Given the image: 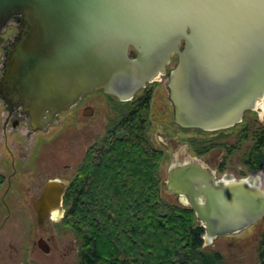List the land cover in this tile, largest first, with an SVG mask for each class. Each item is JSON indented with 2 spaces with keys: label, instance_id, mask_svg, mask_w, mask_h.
Masks as SVG:
<instances>
[{
  "label": "water",
  "instance_id": "95a60500",
  "mask_svg": "<svg viewBox=\"0 0 264 264\" xmlns=\"http://www.w3.org/2000/svg\"><path fill=\"white\" fill-rule=\"evenodd\" d=\"M12 17L22 28L0 94L23 108L36 131L57 126L60 115L99 87L131 98L165 72L173 54L179 64L172 101L184 128H230L264 98V0H0V32ZM166 185L194 210L208 243L264 218L263 184L217 180L185 150ZM63 195L58 181L45 185L36 201L39 226Z\"/></svg>",
  "mask_w": 264,
  "mask_h": 264
},
{
  "label": "flooded vegetation",
  "instance_id": "af4514ba",
  "mask_svg": "<svg viewBox=\"0 0 264 264\" xmlns=\"http://www.w3.org/2000/svg\"><path fill=\"white\" fill-rule=\"evenodd\" d=\"M14 21L17 22V26H12L10 24H13ZM21 28V19L19 17H12L0 32V60L3 62L0 81L7 65L9 49L17 42ZM182 49L183 46H181V50ZM130 57H136V51L133 48L130 49ZM178 64L179 56L173 54L166 65L165 72L159 74L154 80L147 82L140 89L136 90L131 98L127 100H120L119 98L106 93L102 87L82 96L77 105L72 109L79 107L80 113L85 119H98V123L103 131L93 143V146L96 147L95 159L98 162L103 160L102 153L104 152L103 148L106 142L111 141L116 135H127L129 138L135 140H149L154 149L161 154L162 161L164 160V153H166V150L172 149L170 154L171 164L168 168L167 179L164 181L166 190L170 168L173 165L175 156L182 150L187 152L189 158L197 159L210 168V170L214 172L217 180L221 181L223 179H228L238 181L245 179H235L227 174L224 168L225 161H223L225 157L222 156L223 159L217 161V169L212 168V166L206 163L203 157L210 154L213 149L225 148L224 150L227 154L224 156H226L225 160H227V157L231 156L234 152L226 145V143L222 142H225L229 136L236 135L238 136V149H240V146L244 143H248L249 141L252 143V145H249L251 147L246 153V158L241 159L240 162L244 168L249 171V167L246 166V161L251 160L250 156L256 158L260 153L259 130H250L252 125L251 121H249V119H258L257 115L250 117V111L246 112L242 117L241 122L226 129L202 130L199 128H184L180 126L176 122L175 106L172 101L171 88L173 72L177 69ZM0 101L3 106L2 109L4 110L2 111L3 114H0V222L3 221L2 224L6 225V221H9L10 219H22L28 221L22 223L17 231V237H22V241L24 242L23 246L26 249L27 245H30L31 243L30 247H32V249H30V252L33 255H35V251H38L40 255L49 258L53 255L52 251L54 248L52 245L54 244L53 237L50 235L52 229L54 228V230L61 234L67 233L66 231L69 229L64 224V219L67 214L65 202L66 192L72 183V179L69 180L68 178H60L58 176L48 179L42 189L37 193L35 153V138L37 131L33 128L29 115L24 112L21 106L10 107L2 99L1 94ZM155 119H158V125L164 129L165 126L169 127L168 123H170V119H173L170 125H173L175 133H172V135L175 137L181 131H190L192 133L189 134L188 141L183 142V145L179 150H175L179 147L181 140L174 139L171 135L166 136V134H171L166 130L164 133H160L157 139L161 147H155V143L149 132L154 123L153 121H155V123L157 122ZM261 119H263L261 124L264 127V114ZM261 127L262 126L260 125L259 128ZM30 135H33V139L29 143V148H27V152L25 153V148L22 147V141H24V143L27 142V138ZM199 137L203 140H200ZM255 148H257V150L253 152ZM88 151L89 149L83 154L79 168L85 163ZM261 151L264 153V147ZM228 152H230L231 155H229ZM252 152L255 154L254 156L252 155ZM161 163L162 162H160L159 169H161ZM252 172H254V175L246 178H251L253 180L257 174L264 173V162L259 170ZM263 173L262 175L264 178ZM82 177H84L83 172ZM51 180L58 181L63 185L64 195L59 208L55 210H46L45 223L44 225L39 226L36 201L43 194L45 185ZM62 180L67 181L68 185H65ZM164 185L161 180V186ZM173 195L178 198L180 203H183V197L181 195ZM2 224H0V226ZM36 232L39 233L35 237ZM0 235L2 234L0 233ZM76 240L79 253L78 264H84L85 254L83 251V243L79 242L77 238Z\"/></svg>",
  "mask_w": 264,
  "mask_h": 264
},
{
  "label": "trees",
  "instance_id": "16d2710c",
  "mask_svg": "<svg viewBox=\"0 0 264 264\" xmlns=\"http://www.w3.org/2000/svg\"><path fill=\"white\" fill-rule=\"evenodd\" d=\"M261 130L260 153L246 161L249 171L264 162ZM95 149L90 147L65 202L64 224L83 243L84 264H224L220 252L204 250L205 228L194 210L163 199L162 156L149 140L116 135L104 144L101 162ZM258 257L264 264V233Z\"/></svg>",
  "mask_w": 264,
  "mask_h": 264
},
{
  "label": "rangeland",
  "instance_id": "374dc122",
  "mask_svg": "<svg viewBox=\"0 0 264 264\" xmlns=\"http://www.w3.org/2000/svg\"><path fill=\"white\" fill-rule=\"evenodd\" d=\"M12 26H17V22L10 23ZM3 67V62L0 60V74ZM1 77V76H0ZM258 106L253 111H250L249 116L257 115L258 119H249L251 121L250 130L261 131L260 125L263 122L264 107L259 108V104L263 102L259 101ZM1 101H0V114H3ZM249 112V111H247ZM253 112V113H252ZM157 122L153 121L152 128L150 129V136L152 137L155 147L160 148L157 139L160 133L168 130L171 134H166L173 138L172 133H175L173 125L170 123L173 119H170L168 126L160 127ZM98 119H85L80 113V108H74L68 112L59 116V124L57 126H50L46 132L37 131L35 138V153H36V190L37 193L42 189L43 185L48 179H52L56 176L60 178H68L74 180L77 171L80 166V161L83 154L93 146L95 140L102 134V127L98 123ZM241 122V121H240ZM250 123V122H249ZM258 123V125H257ZM31 133V132H30ZM190 131H181L174 139H179L180 145L175 150H179L183 142H187L189 139ZM33 139V135L28 136L27 142L22 141V147L29 148V143ZM198 139V137H197ZM200 140L201 137H199ZM238 136H229L225 142L230 149L234 152L226 159L227 152L225 148L213 149L210 154L203 157L204 161L208 163L212 168L217 169V161H221L222 156L225 157L224 168L227 174L231 175L235 179L246 178L254 175V172L248 171L240 163L241 159L246 158V153L252 143H244L238 149ZM203 144V143H202ZM172 149L166 150L164 160H161V169H159L160 179L164 185V181L167 179L168 168L171 164L170 154ZM252 172V173H251ZM262 175V174H261ZM220 177V174H219ZM258 178V176H257ZM264 180V179H263ZM161 193L163 199L171 205L184 206L180 203L178 198L169 193L166 190L165 185L161 186ZM3 221L0 222L2 224ZM26 220L10 219L6 221V225L0 226V264H78V243L76 236L72 231L68 229L67 233L61 234L54 230L50 235L53 237V255L49 258L44 257L35 251V255L30 252V245H27V249L23 246L24 242L22 237H17V231L21 227L22 223H26ZM36 227V225H35ZM39 232L35 233L38 235ZM264 233V221H260L240 233L228 236H222L216 238L211 243H208L204 239V250L218 251L222 254L224 264H260L258 257L259 244ZM75 236V237H74Z\"/></svg>",
  "mask_w": 264,
  "mask_h": 264
},
{
  "label": "bare ground",
  "instance_id": "6f19581e",
  "mask_svg": "<svg viewBox=\"0 0 264 264\" xmlns=\"http://www.w3.org/2000/svg\"><path fill=\"white\" fill-rule=\"evenodd\" d=\"M174 73V72H173ZM159 79V78H158ZM154 80V79H153ZM261 102H263V104H259L260 106L259 107H264V98L261 100ZM257 106H258V104H257ZM263 173V172H262ZM262 173H260L259 175H257L258 176V178H257V176L254 178V180L255 181H258V182H260L261 184H263L264 185V178H263V175H261ZM264 174V173H263Z\"/></svg>",
  "mask_w": 264,
  "mask_h": 264
}]
</instances>
